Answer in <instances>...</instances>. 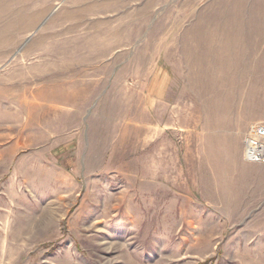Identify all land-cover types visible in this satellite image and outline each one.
Wrapping results in <instances>:
<instances>
[{
	"label": "rangeland",
	"instance_id": "1",
	"mask_svg": "<svg viewBox=\"0 0 264 264\" xmlns=\"http://www.w3.org/2000/svg\"><path fill=\"white\" fill-rule=\"evenodd\" d=\"M261 126L264 0H0V264H264Z\"/></svg>",
	"mask_w": 264,
	"mask_h": 264
},
{
	"label": "built area",
	"instance_id": "2",
	"mask_svg": "<svg viewBox=\"0 0 264 264\" xmlns=\"http://www.w3.org/2000/svg\"><path fill=\"white\" fill-rule=\"evenodd\" d=\"M256 137L259 139H264V126H261L260 128L257 129L255 133ZM255 143V142H254ZM252 144V143H251ZM256 144V143H255Z\"/></svg>",
	"mask_w": 264,
	"mask_h": 264
},
{
	"label": "crops",
	"instance_id": "3",
	"mask_svg": "<svg viewBox=\"0 0 264 264\" xmlns=\"http://www.w3.org/2000/svg\"><path fill=\"white\" fill-rule=\"evenodd\" d=\"M164 91H165L164 86L160 87V89H159V94H160V96H163V95H164ZM154 94H155V93H154ZM155 95L159 96L158 93L155 94ZM151 98H152V96H150V100H151ZM152 101H153V100H152Z\"/></svg>",
	"mask_w": 264,
	"mask_h": 264
}]
</instances>
